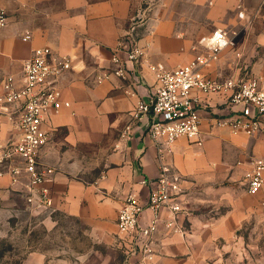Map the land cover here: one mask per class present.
Wrapping results in <instances>:
<instances>
[{
  "label": "crops",
  "instance_id": "1",
  "mask_svg": "<svg viewBox=\"0 0 264 264\" xmlns=\"http://www.w3.org/2000/svg\"><path fill=\"white\" fill-rule=\"evenodd\" d=\"M0 7L9 16L0 30V141L19 136L18 116H10L15 107L1 101L3 79L20 77L35 48L70 57L72 69L60 79L62 100L70 107L49 112L43 122L50 141L42 160L55 169L53 208L43 219L51 228L58 216L73 220L91 244L106 249L76 254L75 260L36 252L24 264H146L122 255L117 218L129 195L146 197L141 181L157 178L163 166L180 177L187 210L180 217L182 233L169 229L167 213L161 212L155 264H264V188L253 196L244 186L252 161L264 158V135L219 126L214 115L225 113L219 109L221 97H212L211 112L202 113L201 147L185 138L161 146L149 136L147 119L132 117L138 102L156 90L150 66L171 71L189 63L205 52L200 39L216 28L232 39L233 54L226 49L204 72L226 78L220 71L228 58L233 72H239V50H245L248 61L256 49H264V0H0ZM257 20L260 29L254 27ZM133 25L145 51L137 66L140 84L116 77L98 82L97 76L112 68L113 51ZM28 32L32 38L25 42ZM255 68L260 75L264 59ZM11 194L16 195L10 178L0 177V204ZM151 218L146 212L141 223Z\"/></svg>",
  "mask_w": 264,
  "mask_h": 264
},
{
  "label": "built area",
  "instance_id": "2",
  "mask_svg": "<svg viewBox=\"0 0 264 264\" xmlns=\"http://www.w3.org/2000/svg\"><path fill=\"white\" fill-rule=\"evenodd\" d=\"M243 16V14H240ZM9 22L7 12L0 7V30ZM31 34L23 41L31 40ZM204 53L189 63L168 71L163 66H150L155 72L157 87L148 100H140L132 111L138 122L147 119L146 130L161 146H170L185 138L201 147L202 113L213 108L212 97L223 98L224 115L217 124L247 136L264 135V71L243 78H213L204 72L220 54L233 45L228 33L214 29L199 41ZM145 60V51L134 37V25L120 39L113 51L112 68L97 76L102 82L111 77L140 84L137 66ZM72 69V59L54 53L49 47L35 48L25 61L20 77L8 75L3 79L5 106L15 110L19 136L6 143L0 141V177L8 176L15 194L33 214H44L53 208L51 184L55 169L42 160L41 152L50 136L43 129L45 115L70 107L62 100L60 79ZM130 130V127L127 128ZM148 189L146 197L129 195L117 218L118 248L127 261L140 258L155 264L154 237L162 211H166V226L184 232L180 217L186 212L187 200L178 175L162 167L157 178L143 179ZM245 190L258 195L264 188V158L252 161L244 176ZM1 205V204H0ZM150 212V223L142 224L141 217Z\"/></svg>",
  "mask_w": 264,
  "mask_h": 264
},
{
  "label": "rangeland",
  "instance_id": "3",
  "mask_svg": "<svg viewBox=\"0 0 264 264\" xmlns=\"http://www.w3.org/2000/svg\"><path fill=\"white\" fill-rule=\"evenodd\" d=\"M263 12L262 10L261 13ZM261 26V20H257L254 27L260 29ZM227 51L233 54V45ZM243 51L245 50H239L235 54L238 64L240 63L239 72H233V59L228 58L220 74L226 78H234L238 74L243 78L257 73L255 67L264 59V49H256L248 61ZM222 108L219 107L220 111ZM209 112L211 111H207ZM212 116L210 113L211 118ZM214 116L218 120L221 118L219 115ZM228 184L229 182H226V185ZM0 211V264H24L28 257L36 252L52 253L56 259L57 256H64L67 260H75L76 254H84L91 249L94 252H106V249L97 243L91 244L81 226L73 220L58 216L55 227L46 226L43 214L29 212L25 203L14 194L3 201Z\"/></svg>",
  "mask_w": 264,
  "mask_h": 264
},
{
  "label": "trees",
  "instance_id": "4",
  "mask_svg": "<svg viewBox=\"0 0 264 264\" xmlns=\"http://www.w3.org/2000/svg\"><path fill=\"white\" fill-rule=\"evenodd\" d=\"M23 201V200H22ZM1 257V256H0Z\"/></svg>",
  "mask_w": 264,
  "mask_h": 264
}]
</instances>
